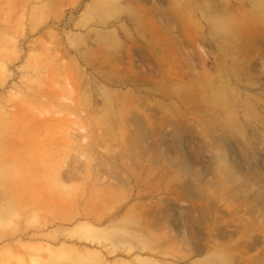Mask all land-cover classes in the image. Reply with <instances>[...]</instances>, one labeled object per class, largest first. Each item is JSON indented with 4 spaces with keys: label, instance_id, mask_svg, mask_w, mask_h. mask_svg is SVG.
<instances>
[{
    "label": "rangeland",
    "instance_id": "374dc122",
    "mask_svg": "<svg viewBox=\"0 0 264 264\" xmlns=\"http://www.w3.org/2000/svg\"><path fill=\"white\" fill-rule=\"evenodd\" d=\"M0 264H264V0H0Z\"/></svg>",
    "mask_w": 264,
    "mask_h": 264
}]
</instances>
